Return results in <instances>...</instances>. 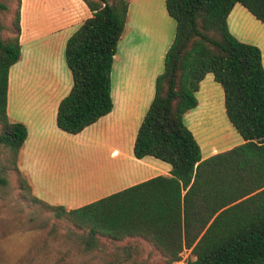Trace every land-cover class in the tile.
<instances>
[{
  "label": "trees",
  "instance_id": "trees-1",
  "mask_svg": "<svg viewBox=\"0 0 264 264\" xmlns=\"http://www.w3.org/2000/svg\"><path fill=\"white\" fill-rule=\"evenodd\" d=\"M82 1L91 16L66 42L72 88L56 114L58 129L71 135L112 111L110 76L128 22L127 0ZM20 3L9 35L0 38V148L22 195L69 222L70 236L86 252L119 245L123 261L140 264L138 246L146 244L159 254L158 264L179 262L185 250L194 260L184 264H264V68L259 48L237 40L227 25L239 4L264 26V0L164 1L175 34L133 156L168 164L170 175L68 211L33 195L17 166L27 128L8 118L7 92L9 69L21 56ZM207 74L222 88L226 117L243 143L202 159L184 116L197 107Z\"/></svg>",
  "mask_w": 264,
  "mask_h": 264
},
{
  "label": "crops",
  "instance_id": "crops-1",
  "mask_svg": "<svg viewBox=\"0 0 264 264\" xmlns=\"http://www.w3.org/2000/svg\"><path fill=\"white\" fill-rule=\"evenodd\" d=\"M127 1L126 32L117 47L110 76L113 109L81 133L71 135L56 125L58 105L72 88L64 51L67 40L91 12L82 0H21V56L9 69L7 116L27 128L19 166L33 193L51 206L76 209L151 178L170 175L171 167L164 162L153 157L134 158L133 145L153 99L155 79L163 71L175 22L165 10V0ZM242 8L236 4L230 12L229 32L240 42L259 48L264 68V26L259 21L257 25ZM246 22L253 29L247 28ZM215 84L213 76L207 74L196 93L198 105L190 112L203 109L202 103L211 108L217 104L218 108L219 98L222 102L224 95ZM213 90L219 92L217 98L211 95ZM190 112L185 114L184 124L194 138H202L196 118L188 116ZM242 143L240 139L219 152L215 150L220 147L212 146L206 155H201L202 159ZM77 146L97 150V164L77 171L67 164L59 165L58 161L72 155ZM65 183L72 195L63 187Z\"/></svg>",
  "mask_w": 264,
  "mask_h": 264
},
{
  "label": "rangeland",
  "instance_id": "rangeland-1",
  "mask_svg": "<svg viewBox=\"0 0 264 264\" xmlns=\"http://www.w3.org/2000/svg\"><path fill=\"white\" fill-rule=\"evenodd\" d=\"M16 9L17 0H0V38L3 39L9 35L8 28H11L14 23ZM253 21L260 26L257 20L253 19ZM245 25L253 29L251 23L246 22ZM233 32L238 35L235 31ZM215 85L223 96L222 88L218 84ZM218 93L213 90L211 95L217 98ZM219 99L218 108L217 104L216 107L211 108L209 104L202 103L203 109L192 111L188 115L189 118L190 116L196 118L195 123L198 122L196 124L203 136L195 138L201 155H206L212 146L220 147L215 150L219 152L224 146L234 144L241 139L226 117L224 99L222 102L221 98ZM188 121L189 119L186 120L187 124ZM99 157L97 150L77 146L72 155H68L64 160L60 159L58 163L59 165L67 164L68 168L77 171L91 168L93 164H97ZM6 158L7 152L1 147L0 264H132V261L122 260L124 255L119 245H108L102 248L103 250L86 252L83 246L70 236L72 225L69 222L55 218L51 212L22 195L25 191L20 189L19 180L13 168L4 167ZM17 166L22 177L29 182L27 175L19 166V161ZM63 187L70 192L69 195L72 193L67 184ZM64 193L65 191L62 194L66 197L67 193ZM33 195L39 198L35 193ZM138 250V256H136L138 263L158 264L159 254L155 250L146 244L139 245ZM189 259L194 260V257L190 255V251L185 250L181 253V260L174 264H184Z\"/></svg>",
  "mask_w": 264,
  "mask_h": 264
}]
</instances>
